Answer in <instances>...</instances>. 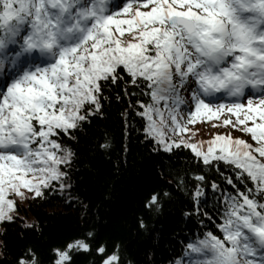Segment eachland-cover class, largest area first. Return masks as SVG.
<instances>
[{
  "label": "snow or ice",
  "instance_id": "obj_1",
  "mask_svg": "<svg viewBox=\"0 0 264 264\" xmlns=\"http://www.w3.org/2000/svg\"><path fill=\"white\" fill-rule=\"evenodd\" d=\"M0 79V221L17 219L16 198L69 187L77 156L65 137L103 115L115 86L146 98L135 105L150 142L190 149L227 185H208L215 211L201 210L194 186L202 230L170 264H264V0H0ZM212 118L225 131L206 142L185 135ZM110 146L107 134L97 145ZM146 206L159 210L160 196ZM90 248L85 239L54 248L53 264ZM94 251L99 264H123L118 245ZM16 264L41 261L28 248Z\"/></svg>",
  "mask_w": 264,
  "mask_h": 264
},
{
  "label": "trees",
  "instance_id": "obj_2",
  "mask_svg": "<svg viewBox=\"0 0 264 264\" xmlns=\"http://www.w3.org/2000/svg\"><path fill=\"white\" fill-rule=\"evenodd\" d=\"M106 91L103 115L81 129L77 139L65 137L77 156L69 187L24 200L17 204L15 221H0V264H16L28 248L41 264H53L52 249L80 239L91 248L78 252L75 264H99L94 251L99 245L109 251L118 245L123 264H170L180 256L182 241L202 230L204 217L193 212L197 183L205 193L201 210L215 211L219 194L208 185L216 180L227 187L215 168L202 165L190 149L169 152L150 142L135 105L137 97L146 98L137 90L128 96L115 86ZM208 129L225 131V126ZM106 134L111 146L103 150L97 145ZM196 173L204 175L207 184L197 181ZM153 193L161 198L156 211L146 206Z\"/></svg>",
  "mask_w": 264,
  "mask_h": 264
},
{
  "label": "rangeland",
  "instance_id": "obj_3",
  "mask_svg": "<svg viewBox=\"0 0 264 264\" xmlns=\"http://www.w3.org/2000/svg\"><path fill=\"white\" fill-rule=\"evenodd\" d=\"M218 122V121H216ZM207 125V124H205ZM209 127H212V125H198L193 129L194 131L192 133H185L186 136H189V138L192 140V142L201 141L203 139L207 140L211 137V133L214 131H209ZM196 129H199V131H195ZM208 141V140H207ZM164 150V149H163ZM24 201L20 200L19 198H16L17 204H23Z\"/></svg>",
  "mask_w": 264,
  "mask_h": 264
}]
</instances>
